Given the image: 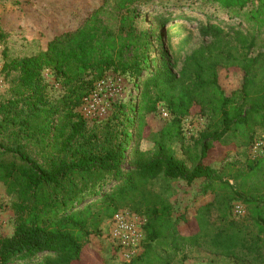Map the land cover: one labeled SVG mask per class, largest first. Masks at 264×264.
Wrapping results in <instances>:
<instances>
[{
  "label": "trees",
  "instance_id": "1",
  "mask_svg": "<svg viewBox=\"0 0 264 264\" xmlns=\"http://www.w3.org/2000/svg\"><path fill=\"white\" fill-rule=\"evenodd\" d=\"M156 1L165 0H103L47 48L5 54L2 71L19 76L16 95L0 100V182L15 198L14 233L0 236V264H91L85 240L122 208L146 218L145 249L128 264H173L191 250L264 264V156L249 158L245 169L228 160L254 143L258 129L264 138V0H207L227 18L182 14L188 24L166 32V49L163 28L172 13L155 9L151 27L138 25ZM185 1L179 5L192 8L198 0ZM5 35L0 29V39ZM195 37L200 42L191 48ZM220 67L244 73L231 94ZM46 69L62 88L59 97L49 92ZM110 72L136 81L138 99L115 104L109 120L91 128L78 108ZM163 106L168 122L149 132L147 116ZM195 116L207 125L185 144L184 121ZM147 138L151 156L140 147ZM179 142L186 158L176 154ZM159 176L206 179L214 197L191 219L175 215L170 198L155 189ZM236 200L246 205L247 220L231 217Z\"/></svg>",
  "mask_w": 264,
  "mask_h": 264
},
{
  "label": "rangeland",
  "instance_id": "2",
  "mask_svg": "<svg viewBox=\"0 0 264 264\" xmlns=\"http://www.w3.org/2000/svg\"><path fill=\"white\" fill-rule=\"evenodd\" d=\"M103 0H0V29L5 32V37L0 39V52L5 59L33 54L41 49H45L48 43L54 37L63 32L75 28L85 20V18L96 8ZM162 2V3H161ZM171 4L165 5L167 1H156L152 7H146L147 10L138 18V25L142 28L151 27L154 13L164 11L171 14L173 19L163 28L164 49L168 48V39L166 32H171L180 24H188L186 20H180L182 14L195 16L198 18H208L209 14H217L221 18H227L223 11L216 5L207 0H198L194 7L189 8L184 4L185 0H171ZM202 5L201 9L197 6ZM155 9L157 10L156 12ZM184 12V13H183ZM152 13V14H151ZM155 23H152V26ZM194 28L197 24L194 23ZM156 30H158L156 28ZM196 33V32H195ZM188 31L173 38V42L178 43ZM199 38L195 37L191 48L199 44ZM155 54L158 53L161 46H155ZM3 68V67H2ZM19 72L13 71L10 74L0 70V100L15 96L18 91L17 80ZM44 80L49 83V92L53 97H59L62 88L57 82L53 72L46 69L43 72ZM219 79L222 87L227 94L242 86L244 73L242 71L228 70L224 67L219 68ZM135 82L128 76H123L110 72L103 80L97 82L95 88V109L87 111L86 118L91 128L102 127L111 117L115 104L133 100L135 103L139 96V91L135 87ZM140 85V83H139ZM87 98V97H86ZM85 98V99H86ZM82 105L79 110L82 112ZM92 109V108H91ZM83 114V113H82ZM149 132L160 130L168 119L165 118L161 110L147 116ZM207 125V119L204 116L188 117L184 121L185 144H192L194 139L199 136ZM133 139L130 151L137 142V130L132 129ZM262 136V130L256 131V138ZM140 147L143 151H148L149 156L154 153V142L151 138L141 141ZM250 145L239 146L233 150L228 160H236L237 168L245 169L247 160L251 158ZM176 154L179 158H186L183 143L175 145ZM130 162V154L127 159V167ZM220 168V164H216ZM206 179H197L193 183L179 179H166L159 176L155 180V189L170 198L175 208V215L185 214L191 219L196 209L203 203L213 199V194L204 187ZM13 194L9 193L7 185L0 182V236H11L14 233V212L11 208L14 201ZM124 212H130L131 221L142 227L143 239L140 251L130 254L128 251L121 250L113 240L112 232L117 226L114 217L106 218L99 227L97 233H93L85 240V247L94 255L91 264H128L137 255L141 254L146 246L145 231L143 229L146 218L139 213L129 209H120ZM241 210V212H239ZM133 213V214H132ZM231 217L238 220H247V207L241 201H233ZM214 220L219 222L218 213H214ZM173 264H233L230 259L223 256H217L201 250L188 251L186 257L179 256Z\"/></svg>",
  "mask_w": 264,
  "mask_h": 264
},
{
  "label": "built area",
  "instance_id": "3",
  "mask_svg": "<svg viewBox=\"0 0 264 264\" xmlns=\"http://www.w3.org/2000/svg\"><path fill=\"white\" fill-rule=\"evenodd\" d=\"M3 64H4V60L0 52V70L3 67ZM95 95L96 93L94 92L85 99V102L82 106V113L85 118L88 117L87 111L91 113V111L95 109V105H94V99L96 98ZM160 110L165 118L167 119L170 118V113L166 107L163 106L160 108ZM250 153H251L250 154L251 158L264 156L263 135L259 138H256L254 143L251 145ZM239 212H241V210H239ZM132 216L134 217L135 215H131L130 212H124L119 210L114 215V220L116 221L117 226L115 227V230L112 232V235H113V240L119 249L128 251L130 254H135L140 251L141 243H142L141 241L143 239L142 237L143 231L140 225L136 224L135 221H131Z\"/></svg>",
  "mask_w": 264,
  "mask_h": 264
}]
</instances>
